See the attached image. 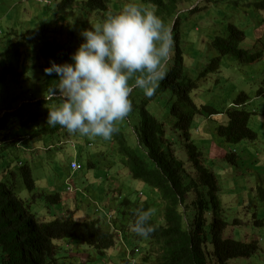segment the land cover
I'll return each mask as SVG.
<instances>
[{"label":"trees","instance_id":"16d2710c","mask_svg":"<svg viewBox=\"0 0 264 264\" xmlns=\"http://www.w3.org/2000/svg\"><path fill=\"white\" fill-rule=\"evenodd\" d=\"M106 1L85 0V5L89 10L103 12L106 10ZM140 1L153 5L165 24L171 27L174 39L172 59L166 64L165 78L159 83L150 110L148 107L140 108L143 105L137 102L126 117L127 133L133 131V145L136 146L130 145L122 130L118 129L113 136L117 140L121 163L127 168L130 177L149 186L152 193L145 194L140 185H136L112 205L111 208L116 213L115 219L112 220L110 215V221L105 220V216L103 219L92 217L76 220L74 212L73 215L63 214L64 205L60 193H44L43 189L37 187V177L46 175L42 163L34 165L27 157H19L18 153L9 161L5 159L15 147L21 148V151L31 150L32 147H22L20 144L24 137H27L26 142L31 144L29 141L34 138H58L62 130L67 132L59 125L51 127L47 122L39 123L41 119L47 120V115L41 116L49 106L44 99V91L54 83L53 80L48 83L42 77L40 85H32L26 92L23 90L30 99H38L33 103L28 101L18 105V108L12 107L17 104L19 98H26L15 90V84L19 83L23 75L29 73L28 70H38L33 66L37 62L29 65L28 59H43L42 66L49 67L50 61L58 64L61 63L60 60L70 61L73 51L66 45L58 46L53 41L43 40L39 55L28 58L27 50L31 49L36 35L33 36L32 30H27L20 37L10 40L4 49V64L0 68V110L5 109L0 114V264H73V259H70L72 263L66 262L65 254V250L71 248L73 242L94 248L100 253L115 248L124 249L125 246L128 256L131 255L133 259L139 257L146 264H150V261L151 264H207L208 232L211 236V255L217 263L224 264L237 256L258 254L255 241L246 243L223 236L228 222L218 211L217 183L214 175L200 164L199 148L190 141L184 143V150H173L161 141L164 134L162 118L166 112L162 105V96L168 95L169 99L172 98L178 103V107L173 108L176 113L173 126L183 132L185 139L190 136L193 119L197 113L203 110L214 114L218 111L211 105L198 107L191 96L196 83L185 66L180 42V19L182 15L187 14L180 8L182 0ZM74 2L76 0H59L58 8H71ZM255 3L258 9H264V0H255ZM244 38V29L228 23L225 35L216 34L211 38L210 46L219 54L213 63L216 65L220 56L226 55L239 62H249L260 56L250 55L248 50L242 47ZM187 56L190 58V54ZM170 62L172 65H169ZM208 67L210 69L215 66L211 64ZM51 77L57 79L55 74ZM262 94L264 90L260 88L257 96L261 97ZM250 98L248 93L240 91L234 99L235 106L226 111V123L216 124L207 134L215 138L214 132L218 135V141H221L220 138L232 143L242 140L254 141L257 133L249 126L253 112L247 108ZM171 105L170 101L169 108ZM11 108L14 110L10 111ZM70 137L76 142V159L79 162L84 156V149L89 155L98 154L90 151L87 137ZM165 139L169 141V138ZM9 140L12 142L8 143ZM175 146L177 147L176 144ZM227 156L233 161V156ZM110 163L111 161L107 165ZM81 165L83 166L82 163ZM91 166L94 167L95 164L89 162L87 168ZM54 168L56 172L53 173V178L56 180L57 176L60 177L61 173L67 170L68 165L60 167L59 163ZM104 169L108 170V166ZM256 193L260 200V204L256 206L257 210L235 217L234 224H264V182L257 187ZM36 195L46 204L47 211L43 214L30 205L29 198ZM153 195L159 197L158 202ZM141 207L153 210L150 223L155 230L147 238H140L132 231L134 214L137 208ZM110 210L109 208L108 211ZM161 214V218H158ZM135 237L144 241L138 245V242L132 240ZM153 252L157 254L154 255ZM122 262L129 264L126 254Z\"/></svg>","mask_w":264,"mask_h":264},{"label":"rangeland","instance_id":"374dc122","mask_svg":"<svg viewBox=\"0 0 264 264\" xmlns=\"http://www.w3.org/2000/svg\"><path fill=\"white\" fill-rule=\"evenodd\" d=\"M84 1L77 0L70 9L57 12L58 0H0V68L4 64L3 48L10 43V40L21 36L28 29H32L33 36L36 35L31 49L27 50L28 58L37 56L43 40L53 41L58 46L66 45L73 50V53L83 39L78 35L80 30L101 22L109 13L119 11L125 2V0H109L106 2L105 12L98 14L97 11H90ZM136 2L140 3L139 0ZM197 6L199 8L196 9ZM180 8L187 12L186 15L181 16L179 30L182 38L180 42L184 52V63L196 83L195 88L191 91L194 103L201 108L204 105H211L217 111L223 112L240 91L248 93L251 98L247 108L254 113L250 118L249 126L257 133V138L254 141L242 140L231 143L219 137L222 142L219 143L213 136L207 134L208 125L214 127L215 123L225 124L226 116L220 114L209 117L208 114L202 112L201 115L195 117L196 126L191 130L189 138L185 139L182 131L178 132L173 128L176 118L173 108L176 109L178 103L172 98L170 100L168 95H164L162 96V101H164L162 105L166 112L162 118L164 134L161 136V141L173 150H184V143L191 141L202 151L199 156L201 165L216 178L219 213L229 220V224L224 229V235L241 241L257 240L259 243L261 251L257 255L233 258L225 264H264V253H262V250L264 251V224L254 227L232 225L235 217L243 216L246 210H254L260 204L255 201V191L252 188L255 182L261 181V178L251 176L264 175V97L257 96L260 88L264 90V9H258L255 0H182ZM228 23H233L244 29L245 38L242 47L247 49L250 55L260 56L249 62H239L226 55L220 56L216 65L213 63L214 58L219 54L211 48V38L216 34L225 35ZM187 54H190V58ZM191 58L193 59L191 60ZM170 59H172V55ZM36 62L37 64L33 65ZM60 62H71V60H60ZM27 63L38 70H28L29 73L23 75L19 83L15 84V90L26 98H19L17 104H13V108H18L28 101L33 103L38 99V97L30 99L31 97L29 98L23 90L26 92L28 87L40 85L42 77L48 83L55 80L54 77L50 76V78L44 74L46 66H42L43 59H28ZM211 64L215 66L214 69H208ZM169 65H172V62ZM262 96L264 95L262 94ZM130 99L132 106L138 102L143 105L140 108L148 107L149 110L155 101L154 97H145L138 88L133 89ZM170 101L172 102L171 108H169ZM13 108L9 110H14ZM4 110L2 108L0 114ZM44 115H48V110L41 114L45 117ZM18 118L20 119V117ZM39 123H46V121L41 119ZM126 125H128V118L117 122L116 127L122 130L131 146H136L133 145L135 142L133 131L127 133ZM201 126L203 128L199 130ZM74 135L77 134H69L62 130L58 138L55 136L48 137L46 140L34 138L29 141L31 144H28L27 137H24L20 144L22 147H32L31 150L21 151V148L15 147L5 159L9 161L18 153L19 157H27L30 159L28 161H33L34 165L42 163L46 175L42 178L37 177V187L43 189L44 193L59 192L65 198L63 214L70 215L72 213L73 215L74 212L73 216L76 220L91 217L103 219L105 215V220L110 221V215H112V220L115 219L114 209L108 211L111 207V198L114 197L113 201L116 202L136 185H140L145 194L152 193L149 186L130 177L127 168L121 163V157L117 151V140L113 135L108 140L99 137L89 138L92 142L90 151L98 154L89 155L84 149V156L80 162L83 164L82 168L72 175L66 168L67 170L63 171L62 175L57 176L55 180L53 178V173L56 172L54 166L60 163V167H67L70 157L74 156L76 149L71 145L74 144L76 147V142L74 138L70 137ZM164 135L170 137L169 141L165 139ZM213 135L218 138L214 132ZM133 139L134 141H132ZM10 142L12 140L8 141V143ZM51 143L53 144L52 148L50 147ZM234 152L238 154V158H241L240 154L243 155L241 159L245 161L240 164V161L237 160L236 167H232L234 164L227 161L228 156H225L227 153ZM37 159L38 161H36ZM184 159L188 163L186 158ZM87 161L94 163L95 166L87 168L85 165L88 163ZM109 161L111 163L107 165ZM107 166L108 170L104 169ZM68 184L72 185L71 191L67 189ZM74 187H76V191ZM105 188H107L106 193ZM111 191L113 193L109 194ZM152 197L156 202L159 201L157 195ZM30 205L40 214L47 211L45 202L37 195L33 197ZM161 216L162 214L157 217L161 218ZM132 240L138 242V245L144 241L137 237ZM210 241L211 236L208 232L207 264H220L211 255ZM124 249L115 248L100 253L94 248L73 242L71 248L65 250L66 262H71L70 259H73V264H123L122 260L125 254L128 256V250ZM153 254L157 253L153 252ZM128 258L129 264H146L139 257L133 259L129 255Z\"/></svg>","mask_w":264,"mask_h":264},{"label":"clouds","instance_id":"9594fccd","mask_svg":"<svg viewBox=\"0 0 264 264\" xmlns=\"http://www.w3.org/2000/svg\"><path fill=\"white\" fill-rule=\"evenodd\" d=\"M58 2L57 12H60ZM139 2L125 0L119 11L109 13L101 22L91 25L90 28L80 30L78 35L83 39L71 54V62L58 64L55 61H50V66L44 69L45 75L55 74L57 77L53 80L54 83L50 84L44 91V99L46 104L49 105L47 107V125L51 127L59 125L66 129L69 134L88 137L87 139L99 137L108 140L118 131L117 122L123 121L132 111L133 106L130 96L133 89H140L147 98H152L155 95L160 81L165 78V67L173 52L174 39L171 27L165 24L164 20L157 14L155 7L151 4L146 5L140 0ZM103 12H98V14ZM261 97L264 96L261 95ZM232 106H235L234 100L223 112L218 111L209 114L202 110L195 117L201 115L202 112L208 114L209 117L220 114L226 116V111ZM195 117L193 128L196 126ZM211 127L213 126L208 125V131ZM173 128L178 132L180 131L175 129L174 126ZM202 128L203 126L199 130ZM165 137L170 139V137ZM215 139L218 138L215 137ZM91 143L89 139L87 145L90 146ZM219 143L222 142L219 141ZM52 146L51 143L50 147L52 148ZM71 147L77 150L74 144ZM76 150L74 156H71L68 162L70 175L81 169V163L76 159ZM227 154L234 157L233 161L230 158L226 159L234 164L232 167H236L237 160L240 161V164L245 162L244 159H241L243 158L241 154V158H238V154H235V152ZM73 162L76 163L75 167H73ZM88 163L85 165L87 166ZM236 170L239 169L236 168ZM256 176L260 177L261 181L255 182L252 189L255 191V201L260 202L256 189L263 184L264 175H252L251 177L255 178ZM67 189L71 191L72 185L68 184ZM74 190L76 191V187H74ZM106 192L107 188H105ZM111 193L113 191L109 194ZM62 199L64 203L65 198L62 197ZM114 199V197L111 198V207L118 201L114 202ZM32 200L33 198L30 199V203ZM256 210L255 207L254 210H246L244 213H252ZM152 214L153 210L151 208H137L132 224V231L136 236L147 238L155 230L150 223ZM223 218L229 224L228 218L224 216ZM232 223L235 227L239 225L253 226V224L245 222L234 224V221H232ZM223 236L230 237L225 236L224 231ZM251 241L257 243V240ZM251 241L241 242L249 243ZM258 244V251H261ZM262 253H264L263 250Z\"/></svg>","mask_w":264,"mask_h":264},{"label":"built area","instance_id":"2783aa9c","mask_svg":"<svg viewBox=\"0 0 264 264\" xmlns=\"http://www.w3.org/2000/svg\"><path fill=\"white\" fill-rule=\"evenodd\" d=\"M73 164H74V165H73V167H75V166H76V163H75V162H73Z\"/></svg>","mask_w":264,"mask_h":264}]
</instances>
